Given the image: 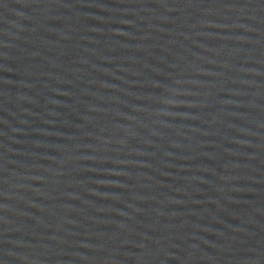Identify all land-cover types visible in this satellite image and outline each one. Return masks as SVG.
Here are the masks:
<instances>
[{
    "label": "water",
    "instance_id": "1",
    "mask_svg": "<svg viewBox=\"0 0 264 264\" xmlns=\"http://www.w3.org/2000/svg\"><path fill=\"white\" fill-rule=\"evenodd\" d=\"M0 264H264V0H0Z\"/></svg>",
    "mask_w": 264,
    "mask_h": 264
}]
</instances>
